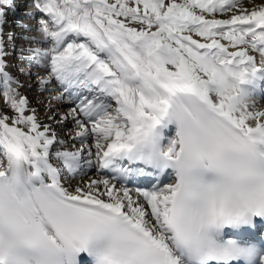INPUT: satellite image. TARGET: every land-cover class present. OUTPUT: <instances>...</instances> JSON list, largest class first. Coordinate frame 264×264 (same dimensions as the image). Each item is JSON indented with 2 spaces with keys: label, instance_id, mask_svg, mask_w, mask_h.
Returning a JSON list of instances; mask_svg holds the SVG:
<instances>
[{
  "label": "snow or ice",
  "instance_id": "obj_1",
  "mask_svg": "<svg viewBox=\"0 0 264 264\" xmlns=\"http://www.w3.org/2000/svg\"><path fill=\"white\" fill-rule=\"evenodd\" d=\"M262 84L264 3L0 0V264H264Z\"/></svg>",
  "mask_w": 264,
  "mask_h": 264
},
{
  "label": "rangeland",
  "instance_id": "obj_2",
  "mask_svg": "<svg viewBox=\"0 0 264 264\" xmlns=\"http://www.w3.org/2000/svg\"><path fill=\"white\" fill-rule=\"evenodd\" d=\"M28 10V9H26ZM22 14V13H21ZM8 23L5 24L4 27V39L7 40V33L9 32H15L17 34V36H20L21 33L23 32V30L16 26V24L13 23V13L9 12L8 13ZM25 23H29V24H33L35 25L36 21L35 20H26ZM24 35L27 36H31V35H35L37 36L38 33L35 32H27L24 33ZM17 47L19 48L21 45H23L24 47H34L33 44H29L28 42L24 41L23 39H18L16 41ZM9 55L6 57L7 60V68H10V72L13 76H15L16 78L19 79L20 84L22 85V87L19 88V92H24L25 95H29L28 98L30 99L31 102H37V109L39 114L42 113L44 115V117H46L48 114L46 111V105L49 104V102L52 101V98H50V96L48 97L46 92H41L39 91V89L37 88V85L40 86L38 84V76H42L43 72L41 68L38 67H34L29 65V63L26 60H22L19 58L20 53L17 51L15 53L12 52V49L9 47ZM12 65V67H10ZM32 69V71H30ZM29 71L31 72V74H29ZM24 77V78H23ZM35 82H37L36 86H32ZM28 92V93H26ZM31 93V94H29ZM46 93V94H44ZM0 103L4 104L3 101V97L0 96ZM53 110L55 111L56 108L59 107V105H52ZM60 108V107H59ZM60 114H63V111L59 112ZM59 116H57L58 118ZM57 132L60 133V136H66L68 134V127L67 128H61L60 126H58L56 128ZM64 139V138H63ZM66 139V138H65Z\"/></svg>",
  "mask_w": 264,
  "mask_h": 264
},
{
  "label": "bare ground",
  "instance_id": "obj_3",
  "mask_svg": "<svg viewBox=\"0 0 264 264\" xmlns=\"http://www.w3.org/2000/svg\"><path fill=\"white\" fill-rule=\"evenodd\" d=\"M245 4H246V7L251 10V8L253 7V4L259 6L261 3H264V0H244ZM31 36H35V35H31ZM33 44V48H45V47H48L49 45L47 44H44V43H32ZM6 71H8L9 73L10 72V68L6 69ZM32 71V69L30 70ZM42 72H43V75L42 76H46L47 73L45 71H43L42 69ZM24 78V77H23ZM37 82H35L32 86H36ZM57 85H55V83H50L47 85V88L48 89H52V88H56ZM264 87V85L262 86V88ZM37 88L40 90V86L37 85ZM60 89V86L58 88V90ZM46 92L48 95V97L50 96V98H52L53 96H56L57 95V92H53V91H44ZM28 93V92H26ZM44 93V94H46ZM21 95H25L24 92H20ZM31 94V93H29ZM27 97L29 96L28 94L26 95ZM256 100H257V108L258 109H264V96L260 93V91L258 92L257 96H256ZM51 105H59L58 108L55 109V111L57 112H60V111H63V114L67 113L69 111V109L73 106V99L70 98L69 96L65 95L64 99L63 100H53L50 102ZM0 106H4V104H1L0 103ZM32 106L34 107H37V102H32ZM54 108V107H53ZM41 119H46V117H44V115L42 113L39 114ZM59 119V117L57 118V120ZM68 123V130L72 127V124L71 122H67ZM55 128H57L59 125H53ZM171 134V133H169ZM68 136V134H67ZM61 137V136H60ZM62 138V137H61ZM67 138V137H66ZM77 146H79L77 144ZM70 150H71V146H69ZM106 173L102 172V171H97V170H92L91 172H89L88 174V177L86 178H90V179H97V178H103L105 176ZM80 180V177H76L75 180L73 181V183H76V182H79ZM164 183H167L169 182L168 181V178L166 176V178L164 180H162ZM134 186H142V187H147L146 185H134Z\"/></svg>",
  "mask_w": 264,
  "mask_h": 264
}]
</instances>
